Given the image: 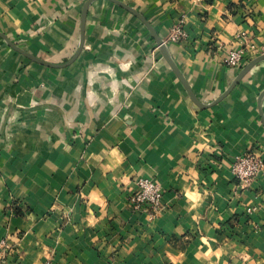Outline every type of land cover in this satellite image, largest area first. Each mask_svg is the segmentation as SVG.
<instances>
[{
	"label": "crops",
	"instance_id": "1",
	"mask_svg": "<svg viewBox=\"0 0 264 264\" xmlns=\"http://www.w3.org/2000/svg\"><path fill=\"white\" fill-rule=\"evenodd\" d=\"M0 0V264H264V0ZM184 32L169 41L174 26ZM241 50L235 66L223 63ZM199 103V104H198ZM160 182L149 220L129 195Z\"/></svg>",
	"mask_w": 264,
	"mask_h": 264
},
{
	"label": "built area",
	"instance_id": "2",
	"mask_svg": "<svg viewBox=\"0 0 264 264\" xmlns=\"http://www.w3.org/2000/svg\"><path fill=\"white\" fill-rule=\"evenodd\" d=\"M184 32L179 25L174 26L170 32L169 41H179ZM242 59L241 50H232L223 59L227 66H235ZM264 169V158L254 152H245L234 156L231 163L233 175L242 183L247 184ZM163 189L160 182L148 177H138L134 182V188L129 195V201L134 210L146 214L149 220H153L162 209ZM4 246L0 241V250Z\"/></svg>",
	"mask_w": 264,
	"mask_h": 264
},
{
	"label": "water",
	"instance_id": "3",
	"mask_svg": "<svg viewBox=\"0 0 264 264\" xmlns=\"http://www.w3.org/2000/svg\"><path fill=\"white\" fill-rule=\"evenodd\" d=\"M91 0H87L83 6H82V10H81V16H80V37H79V43H78V47L76 50L75 55L73 56V59L79 54V52L82 49L83 46V42H84V31H83V25H84V20H85V15H86V10L88 7V4L90 3ZM116 3L120 4L122 7L126 8L128 11H130L131 13H133L134 15H136L138 18H140L144 24L150 29L151 33L153 34V36L156 39V42L159 46L160 51L162 52L163 57L165 58V60L167 61L168 65L170 66V68L172 69V71L175 73V75L178 77V79L182 82V84L184 85V87L186 88V91L189 93L190 97L192 99H194L196 102H198L196 100V98L194 97V95L192 94V92L190 91V89L187 87L183 76L181 75L180 71L178 70L176 64L174 63V61L172 60V58L169 56L165 44L163 42V40H161L156 33L153 31L152 27L150 26V24L146 21L145 18H143L140 14H138L134 9H132L131 7L122 4L119 1L114 0ZM0 37H2L7 44L12 47L13 49H15L16 51H18L19 53L23 54L24 56L32 59L33 61H36L42 65L45 66H61V65H52L50 63H47L39 58H36L35 56L29 54L28 52H26L25 50L21 49L20 47H18L17 45L13 44L12 42L9 41V39L3 34L0 33ZM264 59V54L259 55L257 57H255L254 59L250 60L241 70L240 72L237 74V76L234 78V80L232 81L230 87L227 89L226 92H228L233 86L236 85V83L244 76V74L259 60ZM264 95V91H262L260 97H262ZM199 104V103H198Z\"/></svg>",
	"mask_w": 264,
	"mask_h": 264
}]
</instances>
